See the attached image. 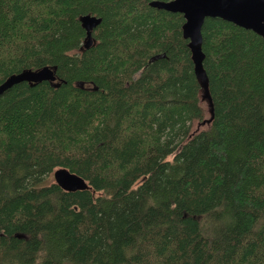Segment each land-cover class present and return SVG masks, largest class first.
Returning <instances> with one entry per match:
<instances>
[{
	"label": "trees",
	"instance_id": "obj_1",
	"mask_svg": "<svg viewBox=\"0 0 264 264\" xmlns=\"http://www.w3.org/2000/svg\"><path fill=\"white\" fill-rule=\"evenodd\" d=\"M148 1L0 0V83L65 80L0 92V264H264V38L204 19L206 121L183 15Z\"/></svg>",
	"mask_w": 264,
	"mask_h": 264
},
{
	"label": "water",
	"instance_id": "obj_2",
	"mask_svg": "<svg viewBox=\"0 0 264 264\" xmlns=\"http://www.w3.org/2000/svg\"><path fill=\"white\" fill-rule=\"evenodd\" d=\"M148 4L156 8L182 13L184 18L181 24L182 37L187 39L193 71L200 85V98L207 104L209 117L206 121H208L213 116V102L208 89V76L202 64L204 57L201 48L202 23L206 17H220L242 28L252 30L264 38V0H149ZM78 19L85 29L82 48H87L93 42L91 32L94 26L99 23L100 18L95 15L82 14ZM159 56L161 54H155L149 60ZM43 80L48 81L52 87H57L61 82H65V80L57 78L55 65H43L34 69L24 68L9 74L0 83V92L21 81H26L32 86ZM77 84L82 86L83 82L77 81ZM52 174L54 182L63 190L73 191L89 187L84 178L66 167H56Z\"/></svg>",
	"mask_w": 264,
	"mask_h": 264
},
{
	"label": "rangeland",
	"instance_id": "obj_3",
	"mask_svg": "<svg viewBox=\"0 0 264 264\" xmlns=\"http://www.w3.org/2000/svg\"><path fill=\"white\" fill-rule=\"evenodd\" d=\"M54 181V178H53V174L52 172L45 178V183H50V182H53Z\"/></svg>",
	"mask_w": 264,
	"mask_h": 264
}]
</instances>
